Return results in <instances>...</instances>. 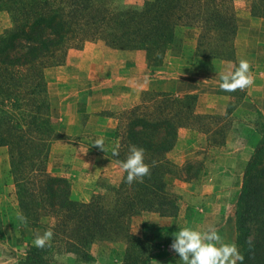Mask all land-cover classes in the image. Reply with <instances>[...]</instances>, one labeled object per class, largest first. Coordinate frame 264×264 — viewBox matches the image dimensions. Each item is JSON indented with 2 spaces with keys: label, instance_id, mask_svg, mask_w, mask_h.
Returning a JSON list of instances; mask_svg holds the SVG:
<instances>
[{
  "label": "trees",
  "instance_id": "1",
  "mask_svg": "<svg viewBox=\"0 0 264 264\" xmlns=\"http://www.w3.org/2000/svg\"><path fill=\"white\" fill-rule=\"evenodd\" d=\"M0 10L11 19L0 33V145L8 148L10 174L27 225L41 226L43 217L54 218L46 245L29 243L18 264H50L58 252H73L78 260L88 261L95 241L116 236L126 242L120 264H150L159 243L144 226L140 232L130 231L133 217L146 211L180 214V195L169 188L176 164L168 152L181 127L207 133L211 145L224 144L232 122L221 120L233 106L225 115L199 113L196 94L144 90L117 115L118 141L109 153L122 163L130 145L142 146L149 174L128 183L125 170L117 184L79 200L71 195L70 179L48 167L52 144L63 134L52 115L45 70L63 63L69 47H81L88 39H102L116 49L144 50L149 66L158 67L179 25L200 28L197 56L234 60L239 27L234 0H0ZM250 12L264 17V0H250ZM255 126L261 137L246 163L235 202V242L245 257L238 264H264L262 112Z\"/></svg>",
  "mask_w": 264,
  "mask_h": 264
},
{
  "label": "rangeland",
  "instance_id": "2",
  "mask_svg": "<svg viewBox=\"0 0 264 264\" xmlns=\"http://www.w3.org/2000/svg\"><path fill=\"white\" fill-rule=\"evenodd\" d=\"M234 2L239 25V46L236 47V58L247 59L251 75L253 72L259 73L258 82L263 83L264 17L251 14L250 0H234ZM5 14L8 17V26H10V15L8 12ZM2 22V18H0V24ZM181 26L178 27L181 28ZM4 29L0 25V33ZM179 36L181 38L178 40L181 42L189 39L192 41L193 30L189 29L187 32L181 29ZM101 43L105 44L104 40L88 39L83 42L81 47H69L63 63L50 65L46 68L45 72L53 104L57 103L58 106L60 102H64L65 91H74L78 88L90 92L92 81H95L90 77L92 71L90 63L92 56L97 54V49L100 50L99 44ZM189 43L188 41L186 45L188 46ZM253 55L259 57L255 56L252 60ZM110 56L108 55V57ZM225 60L229 61L228 68L232 67L235 70L238 67L239 62L234 64L235 60L233 59ZM164 65L165 63L157 68L164 70ZM193 65L196 69H202L205 66L208 67L209 63L198 62ZM210 65H212L210 67L219 66L215 64L213 66L212 63ZM114 66L106 65L108 77L123 72L122 68ZM131 68L133 77L139 76L143 70V67L142 70L140 68L139 61L131 60ZM101 89L107 92L112 87L108 81H105ZM246 92V87L229 91L233 99L228 106L232 105L235 109L239 102L243 101ZM194 94L198 99V93ZM261 94L263 95L262 92ZM252 101L251 104L254 102ZM245 102L248 103V101ZM250 112L245 110L240 116L232 114L230 119L228 117L221 120L223 124L231 120L235 125L225 144L207 145L206 135L188 137L185 131H182L183 135L180 141L168 152V157L176 164L175 175L170 177L169 188L180 195V214L166 217L146 211L135 215L130 224V231L137 233L143 230V226L146 229L148 223L147 230L153 233L154 239L159 243L150 264H183L179 253L171 248L173 234L178 232L181 227L206 230L211 226L216 228L223 238L231 237L234 232L236 239L235 202L243 182L246 163L252 153L249 152V147L255 146L261 137L256 126L250 128L241 124L242 121H249L254 125L260 111L257 110L254 116ZM54 113H56V107ZM251 116L255 119H245ZM55 120H57L56 117ZM85 141L80 137L56 139L52 144L48 162V167L53 173L65 175L70 179L71 195L74 199L79 200L86 198L88 200L94 191H105L104 186L107 184H117L125 172L122 163L113 159L109 153L118 141L116 137H113L110 142L106 137L103 140L105 148L94 144L95 142L91 144V142ZM216 152H219V155L213 157ZM211 153H213L212 156ZM190 165L192 168H189ZM219 166H223V170L220 171ZM213 186L217 190L215 194L209 192V188L211 189ZM188 206H191L193 210H190ZM195 209L197 214L194 218L187 216L189 213L192 215L191 211L194 215ZM20 217L21 211L16 186L10 174L9 151L7 146L0 145V264H18V260L24 255L28 244L34 243L35 236L43 234L54 222L53 217L46 216L42 218L41 226L31 227ZM233 226L235 231H233ZM225 241H231V239ZM125 243V239L121 236H116L113 239H99L92 245L93 258L90 260H78L73 252H58L55 253L50 264H120L124 255Z\"/></svg>",
  "mask_w": 264,
  "mask_h": 264
},
{
  "label": "crops",
  "instance_id": "3",
  "mask_svg": "<svg viewBox=\"0 0 264 264\" xmlns=\"http://www.w3.org/2000/svg\"><path fill=\"white\" fill-rule=\"evenodd\" d=\"M5 13L7 12L0 11V18H2L3 21L2 24H0L2 29L9 24L8 17ZM181 29L187 32L189 29L193 30L192 41H190V39L187 41L183 40L182 42L178 40V38H181L180 36L178 37L179 30ZM199 33L200 28L198 26L182 25L181 28H176L175 40L169 45L165 54L163 62L165 63L164 70L162 68L158 69L157 67L153 68L149 66L144 50L116 49L103 43L99 44L101 48L100 50L97 49V54L92 56L90 63L92 69L90 77L92 80H95L92 81L90 92L78 88L74 91H65L63 103L60 102L58 106L57 103H52V115L54 119L55 117L57 118L58 129L63 134L61 138L73 139L74 137H80L92 144L97 138L105 140L107 137L110 142L113 137H116L115 129L118 123L117 115H119V112L129 108L132 104L137 102L140 99L141 93L146 89H156L176 94L198 93L196 105L197 112L207 114L219 113L220 115L226 114L227 109L231 106H228V104H230L233 98L230 96L229 91L220 87L221 80L219 73L228 69H233L232 67L228 68L230 65L228 64V60L226 62L225 59H213L197 56L195 54ZM238 39L239 34L237 32L235 39V44L237 42L236 47L239 46ZM188 41L190 43L187 46L186 44H188ZM108 55L111 56L108 57ZM255 56L256 55H253L251 57L252 60ZM257 57L259 56H256V58ZM131 60L135 62L139 61L141 70L143 67L139 76H132ZM234 60L233 63L235 64L238 63L240 59L237 57ZM198 62H202L203 64L209 63V66L196 69L193 63ZM211 63L213 66L214 64L219 66L210 67L212 66L210 65ZM108 64L115 65L114 67L119 69L122 68L123 72L108 77L106 74V69L108 68H106V65ZM251 76L252 83L246 86L247 92L245 97H243V101H240L237 107L232 109L229 118L232 114L240 116L245 110L248 112L251 111L250 113L252 116H254L257 110L264 114V87L261 88L264 86V82H258L260 74L257 72H253ZM105 81H108L109 85L112 87L110 91H102V84ZM52 99L51 97V100ZM250 99L255 102L252 101L253 105L250 103ZM245 101H248V103ZM121 102H123V104H120ZM55 107L56 113H54ZM119 109L121 110L118 111ZM252 116L245 119L254 120L255 118ZM241 124L250 128H255V122L254 125L249 121H242ZM234 126L232 122L225 143L228 141ZM182 131H185L188 137L192 135H201V137L202 135H206L207 145H209L208 134L191 127H181L177 143L183 135ZM254 147L255 146L251 145V147H249V152H253ZM212 155L213 153H211V156ZM217 155H219V152L214 153L213 157H217ZM219 169L220 171L223 170V166H219ZM215 188V186L211 187V189L209 188V192L215 194L217 191ZM209 197L211 196L209 195ZM85 200H87V198ZM194 212L192 218L196 216L197 210L195 209ZM146 229H148V223ZM233 231H235L234 226ZM223 239L235 241L234 232L231 237L226 236ZM125 247L126 243L123 251H125Z\"/></svg>",
  "mask_w": 264,
  "mask_h": 264
},
{
  "label": "clouds",
  "instance_id": "4",
  "mask_svg": "<svg viewBox=\"0 0 264 264\" xmlns=\"http://www.w3.org/2000/svg\"><path fill=\"white\" fill-rule=\"evenodd\" d=\"M249 68V61L241 58L235 70L228 69L219 73L220 87L227 91H234L250 85L252 76ZM94 144L105 148L101 138H97ZM113 152H117V149L114 148ZM122 166L127 170L128 183L143 179L150 172V165L145 161V149L136 144L129 146L127 158L122 161ZM20 218L26 222V217L21 215ZM52 235V229L49 228L43 234L35 236L34 244L37 247H44ZM173 235L171 248L179 253L183 264H238L245 259L238 244L235 241H225L214 227L210 226L206 230L181 227Z\"/></svg>",
  "mask_w": 264,
  "mask_h": 264
}]
</instances>
